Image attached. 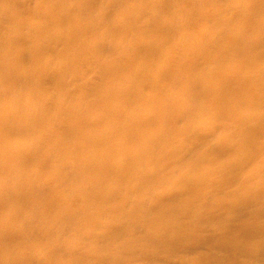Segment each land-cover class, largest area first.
<instances>
[{
    "label": "bare ground",
    "instance_id": "6f19581e",
    "mask_svg": "<svg viewBox=\"0 0 264 264\" xmlns=\"http://www.w3.org/2000/svg\"><path fill=\"white\" fill-rule=\"evenodd\" d=\"M24 1L0 0V264H264V0ZM83 57L102 84L71 91Z\"/></svg>",
    "mask_w": 264,
    "mask_h": 264
},
{
    "label": "rangeland",
    "instance_id": "374dc122",
    "mask_svg": "<svg viewBox=\"0 0 264 264\" xmlns=\"http://www.w3.org/2000/svg\"><path fill=\"white\" fill-rule=\"evenodd\" d=\"M64 1H68V0H64ZM140 0H131V2L129 3V9L133 7V5H135L137 2H139ZM232 3H236V0H232ZM45 3L42 2V1H37V0H25L24 3H23V6L25 9H27L29 11L28 13V19L31 23H38L39 22V19H40V13H39V6L40 5H44ZM66 15L70 18H77L78 17V14L75 13L74 11V8H70L66 11ZM61 29L60 26H56L53 28V30H59ZM197 31L201 32V29L198 27L196 28ZM52 29H49L48 30H45L44 34L40 37L41 38V41L43 43H49V41L51 40V35L53 34L52 33ZM43 33V32H42ZM39 34V33H38ZM36 35L37 33H34L33 34V37H31L30 39L26 40L25 43H24V46L25 47H32V46H35L36 45ZM40 36V35H38ZM109 50V49H108ZM107 50V56H110L113 51L112 50H109L108 52ZM56 51V47L53 48V46H49L48 48V56L50 57L51 54H53V52ZM110 53V54H108ZM179 51L178 50H175L173 51V54L174 55H178ZM30 60L26 61L24 63V66L26 67H29L30 66ZM78 74V75H77ZM77 76V77H76ZM79 76V77H78ZM76 79V80H75ZM165 80V79H164ZM162 81V76L159 80L160 84L162 87H166L167 85H169L170 82H167V81ZM42 83H43V86H44V95L46 96L45 99H47V102H51L53 100V98L57 95V89L52 85L51 81H50V77H46V78H43L42 80ZM102 84V73H101V70L96 67V65L94 64L93 65V62H90V57H83L81 59V62H79V66L77 68V72L76 73H73L72 74V77H70V90L73 91V90H76V89H92L93 87L95 86H98V85H101ZM244 85V84H243ZM244 86H242L243 88ZM152 89L148 88V89H145L144 91V96L147 97L149 96L151 93H152ZM248 93V92H247ZM249 96H252L251 99H253L254 95L253 93H249L248 94ZM51 118H54L53 116ZM59 128H56L55 126L52 128L53 131H57ZM215 142V141H214ZM208 142V141H202L201 139H196V138H192L190 137L189 139H187L185 142H183L182 144L179 142V143H176L175 146L177 147H180L181 145H184L186 147H189V148H192V147H195V146H201L203 147V149H207L208 152L211 153V157H216V147H215V144L216 142ZM258 142L259 143H262L264 144V134L263 133H259L258 134ZM224 158L227 160L228 158H230V156L228 155H224ZM246 163H248V159L246 157L244 158H241L238 162V166H236V169H244V165H246ZM198 168L200 171H203V170H206V169H209L210 168V165L208 164V162L206 161H202L199 165H198ZM67 171V174L68 175H71V171L69 170H65V172ZM71 172V173H70ZM225 171H221V172H218L216 173V176L215 177H218V176H223ZM45 173H43L44 175ZM236 185L233 184V186L230 184L228 185H224L223 187L226 188V189H233ZM149 200L151 201V203H154V195H150L149 197ZM60 261L63 263H66L70 260V253L66 252V253H62L60 256ZM191 258V259H190ZM165 259V258H164ZM186 259H188L189 262H197L200 263L202 261L200 260H196L194 257H186ZM177 260H180V259H177ZM192 260V261H191ZM182 261V260H181ZM176 263H178L179 261H176ZM137 264H147V263H142V262H138ZM162 264V263H161ZM171 264V263H170ZM256 264H259V262H256Z\"/></svg>",
    "mask_w": 264,
    "mask_h": 264
}]
</instances>
